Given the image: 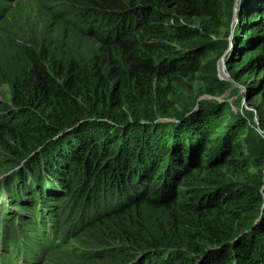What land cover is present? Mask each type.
Here are the masks:
<instances>
[{
    "label": "rangeland",
    "instance_id": "374dc122",
    "mask_svg": "<svg viewBox=\"0 0 264 264\" xmlns=\"http://www.w3.org/2000/svg\"><path fill=\"white\" fill-rule=\"evenodd\" d=\"M95 1L0 0V183L16 170L19 169V176L27 169L34 162L35 158L29 161L32 155L41 164L49 155L60 157L53 168L56 173L63 167L59 166L60 161L69 156L68 138L64 142L61 140V146L44 148L45 145L41 144L22 151V156H11L10 149L16 144L10 129L19 133L44 111L39 102L29 109L18 106L15 101L16 87L19 88L24 79L31 80L35 76V64L43 67L60 84H66L71 76L70 69H76L74 75L87 78L93 86L98 85L91 78V68L96 58L104 60V56L94 34L100 30L108 32L112 26L111 22L104 21L95 13ZM222 1L219 14L188 21L177 18L170 4L157 6L156 2H150L147 5L157 9L160 18L151 20L149 28L145 25L146 30L139 27L143 22L142 12H136L137 16H132L129 22L137 23V26H133V30L129 28L127 35L134 34L144 40L145 43L139 47L145 55H153L158 50L159 56L166 58L154 65L155 74L163 78L164 94L152 100L147 116H130L127 109L116 107L114 103H101L99 110L114 113L112 118L119 123L114 128L112 121L99 116L91 120L87 117L76 124L82 128L73 136L80 142L84 138L97 141L99 139L92 138L94 132L95 137L101 138L102 129L109 130L111 140L108 144L101 143L104 149H108L111 142L126 141L120 133L123 129L129 135L139 134L138 140L142 143L131 145L128 153L122 155V151L121 157L116 160L117 164L122 160V164L130 165L128 182L124 179V184L137 185L140 173H149L146 182L134 188L137 197L129 199L135 193L131 189L126 190L123 180L121 183L117 182L118 178L111 181V174L107 175L110 171L99 177L104 165L115 159L114 155H109L98 169L95 167L96 177L103 181L95 187L97 178L89 181L91 169L86 171L85 163L78 160L69 162L67 193L60 188L55 191L56 184L49 180L51 183L46 184L42 195L34 194L33 188L37 183L32 185L33 182L27 180L24 183L23 179L24 175H33L30 171H24L20 179L25 187L12 176L1 184L6 181H9L7 185L14 183L10 186L13 193L7 199L5 195L8 194L0 192V216L9 220L4 223H10L16 217L24 221L29 215L38 218L37 211L41 205L38 201L46 205L45 214L50 216L48 211L53 210L57 215L59 229L56 230L58 237H55V244L35 263L160 264L163 256H170L168 251L183 253L178 255L188 259L194 256L204 258L206 254L201 255L199 248L211 252L215 248L218 250L220 245L205 241L201 244L194 235L199 229L190 223L214 220L233 224L239 232L230 241L228 236L225 244L246 241L241 238L247 232L242 229L246 223L253 226L264 223V0ZM134 3L141 4L139 0H134ZM176 23L179 25L177 29L187 27L190 30L175 31L173 34L171 28ZM151 31H160L162 39ZM189 34H202L203 37L200 39L197 36L193 47V40H175ZM195 48H198L196 55L191 57ZM171 63L181 69L178 77L170 74ZM239 63L237 70L231 67ZM209 84L218 95L209 91ZM185 95L190 97L185 98ZM139 102L146 104V99ZM95 104L91 102V105ZM224 119L226 121L218 134L204 145L201 141L204 134ZM90 121L107 122L111 126L91 125ZM233 135L236 136L235 145L231 142ZM61 136L58 135L56 140H60ZM148 141L151 144L147 146ZM193 143L195 148L191 149ZM227 143L232 146H227ZM75 144L77 146L78 142ZM115 148L121 150V146ZM164 150L166 157H162ZM90 151L88 147L80 153L87 156L85 161L94 165L92 158H88ZM108 151L116 152V156L119 154L114 150ZM178 159L182 163H178ZM143 162H149L144 171ZM112 163L117 174L118 166ZM176 170V175L170 176L163 185L164 176ZM42 174L40 177L49 179L47 169L44 168V176ZM221 182L232 184L239 191L238 203L236 197L230 196L221 205L216 204L218 193L214 188ZM156 198L157 201H148ZM54 205L59 206L60 213ZM94 213L97 214L93 216ZM37 223L39 225L40 220ZM48 236L52 241L51 234L45 239ZM37 239H44V234ZM149 239L161 242L163 251L160 259H154L149 254L147 258L140 255L144 252V241ZM259 241L257 254L259 261L264 262V243ZM28 242L37 244L29 238ZM231 253H234L233 257L237 255L236 248ZM176 262L174 264H178Z\"/></svg>",
    "mask_w": 264,
    "mask_h": 264
},
{
    "label": "trees",
    "instance_id": "16d2710c",
    "mask_svg": "<svg viewBox=\"0 0 264 264\" xmlns=\"http://www.w3.org/2000/svg\"><path fill=\"white\" fill-rule=\"evenodd\" d=\"M127 1V4L124 0H96L95 2H93L95 6V13L98 15V17L104 18V21L106 22H111L110 24L112 26L110 27L111 29L108 32L100 30L98 31L99 33L94 34L97 41L101 44L100 52L104 56V60L96 58L93 61V67L91 68L93 72L91 78L98 83L97 86H93V83H91L87 78H82L78 77V75H74V73L77 71L76 69H70L71 76L67 78L66 84H60L54 78L50 77L45 72L43 67H39L37 66V64H35V67L33 69L35 76L31 80L24 79L23 82H20L19 88L16 87L17 96L15 95V101H17L18 106L23 109H29L30 107H34L39 102L40 106H44V111L41 115L39 114L38 116H35V119L29 121L27 126L23 127L19 133H15L14 129L12 128L10 129L13 143L16 144L14 148L10 149V154H12V157H16L18 155L22 156V151H27L28 148L30 150L31 148L41 144L45 145L44 148H49L52 145L61 146L63 144L61 140L63 139L62 141L64 142V140L68 138L66 144L70 150L69 156L67 158H63V160L61 159L62 161H60L59 166L63 165V167L58 171V173H56L53 168L57 164L55 161L60 157H55L53 155L50 157L49 155L47 160L44 162L46 163V167H43L44 163L41 164L39 161L36 162V156L33 157L32 155L29 158V161L35 158L34 162L29 164L27 169H25L24 171H30L31 173H33V175H24L23 179L24 183L26 182V180L28 182H33L32 185L34 183H37V185L33 188L35 190V193H33L36 195L43 194L44 188L46 187V184L48 182L56 184L54 186L55 191H58V188H60L61 191H65L67 193L69 191V187L67 184V180L69 178L66 177L71 166L69 162L73 163L74 160H78L79 162L83 161V163H85L86 171H89V168L91 169V177L89 178V181L97 178V171H95V167L97 169L101 167L103 165V162H105L106 158L109 155L111 157H113V155L115 156V159H111V161L114 162L116 166H118V175L116 174L115 167L112 165L113 163L108 162L107 165H104L99 177H102L104 173L110 171L107 175L111 174L109 176L112 179L111 181H116L118 178V183H121L123 180L124 184V179L126 183L128 182L127 174L130 171V165H124V163L122 164V160H120L118 162L119 164H117L116 160L118 156L121 157L122 151V155L127 154L128 150L131 148V145L141 142L138 140V133H131L129 135L126 133L127 131L125 129L121 130L120 133L123 135L122 138H125L126 141L120 140V142H111L108 149H104L103 144L101 143L105 142V144H108V142L111 140L112 135L109 134V130L107 132L102 129L101 138L95 137L96 132H94V136L92 138L99 139L97 141L84 138V140L80 142L77 137L73 136V134L76 133L80 128H82V126H76V124L80 123L81 120H84L85 118H90L91 120L94 119L95 116L103 117L108 121H112L113 128L115 127V124H119L117 121H115V118H112V114L114 113L98 109L100 107V104L103 102L108 101L110 103H114L116 107L127 109L126 111L130 116H138L139 114L147 116V111H151L152 100H155L159 96H162V94H164L163 87L165 85L163 83V78H160V76L158 77V75L155 74L154 65L163 60L165 61L166 58L164 59L159 56L158 50L154 51L153 55H145L143 53V50L139 46L141 43H145L144 40L136 38L134 34L129 36L127 35L129 28L133 30L135 28L133 26H137V23L130 24V18L132 16H137L135 14L136 12H142L143 15H141V18H143V22H141V25L139 27H142L146 30L145 25H147V27L149 28V23L151 20L160 18L157 9H155L152 5H147L150 4V2H156L157 6H161L164 3L165 5L170 4L175 10L177 18L183 20L185 19L187 21L193 18L217 15L223 7L222 0H139L141 4L137 5L134 3V0ZM206 12H208L209 14H207ZM175 21L178 22V20L176 19ZM173 28L176 29L173 30ZM177 28H179V25L176 23V25L171 28V32H173L174 34L175 31L184 32L190 30L187 27H182V29ZM151 32L155 36L162 39L160 31ZM197 36L200 39L201 37H203L202 34H189L187 36L181 35L180 37H176L175 40L181 42L193 40L191 44L193 47L196 44L194 39L197 38ZM197 49L198 48H195L194 52H191V57H193V55H196ZM239 66L240 63L235 64L231 67L234 68V70H237ZM169 68L170 74L176 77H178V75H180V72H182L181 69L176 68L173 63H171ZM209 86V91L212 94H219L216 89L211 86V84H209ZM184 97L189 98L190 95H185ZM143 99H146V104L139 102ZM192 99L193 96L191 97V100ZM91 102L97 104L91 105ZM118 118H121V116ZM122 118L125 117L122 116ZM225 121L226 119H224L220 124L218 123L215 128L210 129V131L206 135L204 134V138L201 140L204 142V145L210 143L211 138L215 137L218 134L217 131L223 127ZM89 123L91 125L98 124V126L100 127L107 128L108 126H111L107 124V122L95 123L94 121H90ZM106 124L108 126H106ZM91 131L93 133V129ZM113 133L115 134V131H113ZM60 134H62V138L59 137L61 139L57 141L56 139H58V135ZM124 135H127V137H125ZM235 138V135H233V137L231 138V142L233 143V145H235ZM76 142H78L77 146L75 144ZM149 144H151V141H148V144L146 143L147 146ZM229 145L232 146L231 143H227V146ZM120 146L121 150L117 151L115 147ZM88 147L91 148V151L88 154V158H92V160L94 161V165H90V162L87 160L85 161L87 156L84 157V154L80 153V151L82 152V150L86 151ZM191 147V149L195 148L194 143ZM108 150L117 151L120 155L118 154L116 156V152H110ZM100 151L101 154L99 155ZM165 154L167 153L164 150L162 153V157H166ZM103 155H105V157H103ZM148 160H150V158H148ZM176 161L178 163L181 162L180 159ZM147 163L149 164V162H143L141 164L143 171L147 166ZM150 167L153 166L150 165ZM44 168L47 169V176L49 178L47 180L44 176ZM23 169L24 168H22L21 171ZM146 169H149V167H147ZM18 170L13 172L11 176L13 178H17L18 184H21L23 185V187H25V184L20 181V179H22L24 171L22 173H19L20 175L17 176ZM41 172H43L42 175L44 177H40ZM176 173L177 170L173 173H169L167 176H164L163 185L165 184L167 179L170 178V176L172 177L174 174L176 175ZM148 174L149 173L141 172L139 181L136 182V180H134L133 183L139 182L138 184H141L144 183V181L146 182V180L148 179ZM119 176H122V178H119ZM9 177H7V179ZM99 177L94 183V187L97 183L103 182L99 181ZM4 181L0 183V192L8 194L5 195L7 199V196L10 197L13 193V190H11L10 186L14 183H12L11 185H7L9 184V181H6L4 185H1L4 183ZM138 184H131L132 186L130 184H124V187L127 191L131 189V191L135 193L132 197L130 196L129 199H134L138 196L137 190L134 189L138 187ZM218 184L219 185L214 188V191L218 193L216 199L217 205H221V203L230 196L236 197L238 200V198L240 197L239 191H236L232 184H228L225 182H221ZM29 193H31V190ZM157 200V198L154 200L148 199V201ZM239 201L240 199L236 203H238ZM38 203L41 204L37 211L38 218H34L32 217V215H29L28 218H25L24 221H21L19 217H16L12 221H10V223H4L9 222V220L5 218L0 220V242L2 243V246L5 247L6 251L8 249V244L11 237L16 233L21 232L25 237L31 238L33 233L39 231L41 228L48 231L53 237L52 242L49 243L48 241L43 240L41 244L37 246L42 256H45L47 250L54 246L55 237H58V233H56V230L59 229V221L57 220V215H54V211L50 210L48 211L50 212V216H48V213L45 214V212H47L46 205H42L40 201H38ZM50 204L52 205V203ZM54 208H56L57 213H60L59 206L57 207L56 205H54ZM96 214L97 213H94L93 216H95ZM20 216L23 217L22 215ZM38 220H40L39 225L37 223ZM190 224L199 229V231H196L197 233H195L194 235L197 239H200L201 244H203V242L205 241L204 243H214L215 245H220V248L218 250L217 248H215L211 252H204V250H201L199 248V253L203 256L206 254L205 257L202 258V256H194L190 257V259L186 258V256L178 255L183 253L173 254L168 251L167 255L169 254L170 256H163L162 262L160 264H174L175 261H177L176 263L178 264H196L199 262V264H264L262 260L259 261L260 256L257 254V249L260 245L259 240L263 241L264 243V223H261V226H258L259 224L253 226L252 223L250 225H247L246 223L244 226H247L249 229L243 226V231L247 232H245V234H243L241 237L246 241H242L239 244H237L238 241H234L233 244H225L228 236L230 237V241L231 238L234 237V234H237V232H239L236 231V228H234L233 224L231 223L229 225V223H217L214 220H211L206 221L205 223ZM242 229H240V231ZM202 235H207L208 237H204ZM143 244L144 245L142 250L144 252L140 253V255H145V257L147 258L146 255L149 254L154 259L161 258V252L163 251L162 246L160 245L161 242H157L154 239H149L145 240ZM59 245L60 243L56 246L58 247ZM238 245H240V248H238ZM235 248L237 255L233 257L232 254L234 253L231 252ZM262 249L264 251V246L262 247ZM1 252L2 251L0 247V253ZM34 254V251L30 249V253L26 255L31 257ZM175 255H177L178 257L173 258V256Z\"/></svg>",
    "mask_w": 264,
    "mask_h": 264
}]
</instances>
